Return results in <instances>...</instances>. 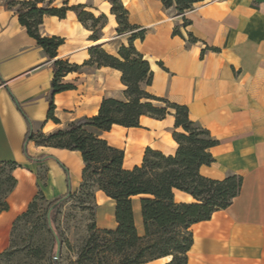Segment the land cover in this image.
<instances>
[{
    "label": "crops",
    "instance_id": "1",
    "mask_svg": "<svg viewBox=\"0 0 264 264\" xmlns=\"http://www.w3.org/2000/svg\"><path fill=\"white\" fill-rule=\"evenodd\" d=\"M121 2L133 31L144 30L142 38L132 40L152 71L151 82L143 88L186 105L189 118L218 141L209 148L214 160L201 165L200 173L213 179L242 177L240 191L227 207L192 224L187 264H264V0H199L181 14L164 8L162 0ZM64 3L82 4L95 15L103 12L107 20L98 38L92 39V30L81 24L75 11L68 9L62 18L44 14L40 34L63 39L50 58L20 23L14 7L0 0V165L14 161L11 174L16 179L6 196L8 207L0 211V253L9 246L16 217L38 192L51 200L67 186L78 188L83 168L78 150L25 141L28 125L14 99L32 130L44 134L97 114L103 97L124 99L118 69L82 64L90 58L92 46L117 56L118 48L128 45L131 31H116L109 0L103 9L93 0H43L38 6ZM55 59L82 65L61 78L72 87L52 96L57 122L47 117ZM173 112L163 118L142 114L138 126L113 124L97 133L123 149V166L132 168L142 163L148 147L165 155L175 152L172 134L182 128L174 126ZM54 185L59 191L48 193ZM94 195L109 200L114 214L112 199L101 190ZM174 200L195 201L181 190H174ZM138 209V200H133L134 215ZM115 226L114 218L107 229ZM164 263L159 257L141 264Z\"/></svg>",
    "mask_w": 264,
    "mask_h": 264
},
{
    "label": "trees",
    "instance_id": "2",
    "mask_svg": "<svg viewBox=\"0 0 264 264\" xmlns=\"http://www.w3.org/2000/svg\"><path fill=\"white\" fill-rule=\"evenodd\" d=\"M42 1L6 0V5L14 7L20 23L50 58L56 56V50L63 39L40 34L39 24L44 14L62 18L68 9L75 11L81 24L92 30V39L98 38L107 20L103 12L95 15L85 10L82 4L38 6V2ZM197 1L199 0H162V3L164 8H171L176 14H181L192 8ZM109 2L110 12L115 15L118 24L116 31H131L129 43L118 48L117 56L106 52L100 46H92L89 48L90 58L82 65H106L118 69L121 72V82L125 86L124 99L103 97L97 114L78 117L68 122L64 128L36 135L31 121L13 97L28 125L25 141L33 140L36 145L78 150L83 161L78 192L90 197L94 196L96 190H101L114 201L115 228L97 230L91 225L77 264H85V259L89 264H141L159 257H169L164 264H187V252L192 244V224L207 220L215 210L227 207L239 193L242 177L229 174L223 179H213L200 173L201 165H209L214 160L209 148L218 141L210 135L208 129L189 118L186 105L152 95L143 88V83L151 82L152 71L148 61L132 44V40L135 37L142 38L144 30L133 31L135 26L128 22V11L121 0ZM82 65L63 59L52 62L53 79L47 117L54 122L58 119L53 116L52 96L72 87L71 84L61 83V78L70 71H77ZM170 110L174 111V126L182 128V131H174L172 134L177 143L175 152L165 155L148 147L142 163L132 168L123 166V149L111 145L97 133L109 130L113 124L138 126L140 115L163 118ZM14 165L15 162L10 161L8 165H0V169L8 167L12 170ZM8 180L11 182L8 189L10 192L16 183L11 171ZM174 190L189 193L195 201L176 202ZM70 196L71 189L67 186L64 194L48 203L49 209L57 202L49 211V220L48 210L43 216L44 227L51 234L53 249L56 248L54 235L62 242L56 225V214L61 200ZM134 197H138L141 234L134 221ZM36 198L35 196L28 209L16 219L29 213ZM7 207L6 198H3L0 211ZM50 263L59 264V261L52 257Z\"/></svg>",
    "mask_w": 264,
    "mask_h": 264
},
{
    "label": "rangeland",
    "instance_id": "3",
    "mask_svg": "<svg viewBox=\"0 0 264 264\" xmlns=\"http://www.w3.org/2000/svg\"><path fill=\"white\" fill-rule=\"evenodd\" d=\"M93 3L101 9L106 6L105 0H93ZM35 133L37 135L40 131L36 130ZM10 171L11 169L8 167L0 169V202L9 193L11 182L8 180V176ZM59 188L54 185L47 188V192L57 193ZM36 197L35 204L29 213L14 221L10 232L9 246L0 253V264H51L50 260L54 256L56 248H51V234L44 227L43 216L48 210V203L53 199L44 197L42 192ZM137 200L134 199L135 204ZM134 221L141 234L139 209L136 210ZM113 223L114 214L109 200H103L99 195L88 197L79 193L78 188L72 189L71 196L61 200L56 214V225L62 238L57 258L59 264H77L91 225H94L97 230H104ZM85 264H89L86 259Z\"/></svg>",
    "mask_w": 264,
    "mask_h": 264
},
{
    "label": "water",
    "instance_id": "4",
    "mask_svg": "<svg viewBox=\"0 0 264 264\" xmlns=\"http://www.w3.org/2000/svg\"><path fill=\"white\" fill-rule=\"evenodd\" d=\"M56 204H57V202L54 203L53 205H51V206L49 207L48 212H47V218H48V220H49V211H50V209H52ZM54 238H55V240H56V249H55V254H54L53 258H54V259H57L58 256H59V253H60V249H61V242H60V240H59V238H58L57 235H54Z\"/></svg>",
    "mask_w": 264,
    "mask_h": 264
},
{
    "label": "bare ground",
    "instance_id": "5",
    "mask_svg": "<svg viewBox=\"0 0 264 264\" xmlns=\"http://www.w3.org/2000/svg\"><path fill=\"white\" fill-rule=\"evenodd\" d=\"M169 259V257H164L165 262Z\"/></svg>",
    "mask_w": 264,
    "mask_h": 264
}]
</instances>
